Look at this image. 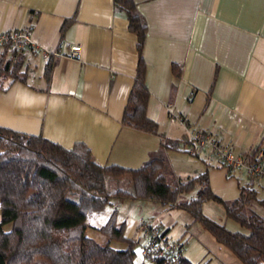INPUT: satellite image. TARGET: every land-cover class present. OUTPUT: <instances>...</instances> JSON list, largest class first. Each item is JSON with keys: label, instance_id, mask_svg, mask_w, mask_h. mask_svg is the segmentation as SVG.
<instances>
[{"label": "crops", "instance_id": "0c3cea01", "mask_svg": "<svg viewBox=\"0 0 264 264\" xmlns=\"http://www.w3.org/2000/svg\"><path fill=\"white\" fill-rule=\"evenodd\" d=\"M135 3L147 24L145 111L156 132L122 122L138 51L113 0H0V31L24 28L33 40L19 50L23 79L0 88V126L67 148L82 142L97 162L127 167L140 166L165 140H174L178 147L166 154L176 175L207 170L211 190L225 200L252 185L259 198L252 209L264 217V175L252 181L244 169L229 172L209 147L197 154L187 150L190 129L211 133L236 153L264 145V0ZM71 44L81 45V59L68 56ZM210 203L204 202V213ZM173 208L162 205L157 212ZM205 214L226 224L222 215ZM155 224L168 233L169 226ZM134 264L155 262L139 252Z\"/></svg>", "mask_w": 264, "mask_h": 264}, {"label": "trees", "instance_id": "16d2710c", "mask_svg": "<svg viewBox=\"0 0 264 264\" xmlns=\"http://www.w3.org/2000/svg\"><path fill=\"white\" fill-rule=\"evenodd\" d=\"M113 8L125 14L137 38L136 75L122 122L156 132V122L145 111L149 94L143 57L146 20L135 0H113ZM49 69L46 65V74ZM25 74L23 54L5 44L0 53V88ZM177 147L176 141L165 140L138 167L101 164L82 142L67 148L41 135L0 126V264H34L37 258L49 264H134L139 239L128 236L124 222H117L116 207L98 226L104 242L86 235L88 216L121 198L152 200L183 209L243 264H262L264 217L248 210L250 203L259 199L257 190L242 185L236 198L225 200L211 190L207 170L184 178L176 175L169 170L166 152ZM170 172L173 182H169ZM193 189V196L180 200L182 193ZM207 200L221 203L226 215L248 231L231 230L207 216L203 212ZM112 241L124 247H115ZM175 264L195 263L182 252Z\"/></svg>", "mask_w": 264, "mask_h": 264}, {"label": "rangeland", "instance_id": "374dc122", "mask_svg": "<svg viewBox=\"0 0 264 264\" xmlns=\"http://www.w3.org/2000/svg\"><path fill=\"white\" fill-rule=\"evenodd\" d=\"M197 160V157H192ZM169 170L174 172L170 163ZM174 178L172 173L169 174V182H173ZM196 189L190 192L182 193L179 197L180 200H186L195 194ZM252 205L248 207V210L252 207H257L255 201L251 202ZM213 204L209 207L208 204L205 208V213H211L213 217H219L222 215L226 221V226L233 230H240L247 232L248 230L241 226L238 222L228 217L225 213L224 206L211 200ZM161 203L152 200H135L131 198L113 199L111 203H108L100 212H93L88 216V226L86 229V235L94 238L98 242H104L105 236L98 230V226L105 222L111 210L116 207V220L117 222H124L125 233L130 230L133 238L138 239V235L141 236L140 227L134 228V224L141 217L151 218L154 223L161 221L166 226H169L167 237L171 240L183 239V254L195 264H243V262L226 246L220 244L210 231L203 228L199 221L194 220L193 217L185 210L180 208H173L166 212L164 215L158 214L157 211L161 209ZM167 210V209H166ZM204 211V210H203ZM214 219V218H213ZM215 220V219H214ZM217 221V220H216ZM219 222V221H218ZM229 222H233L235 226H229ZM221 223V222H220ZM223 223V222H222ZM225 223V222H224ZM184 234V235H183ZM115 247H124V244L112 241ZM140 252V244L135 246V255L138 256ZM34 264H49L44 258H37ZM264 264V261L263 263Z\"/></svg>", "mask_w": 264, "mask_h": 264}, {"label": "built area", "instance_id": "2783aa9c", "mask_svg": "<svg viewBox=\"0 0 264 264\" xmlns=\"http://www.w3.org/2000/svg\"><path fill=\"white\" fill-rule=\"evenodd\" d=\"M0 44H8L17 50H22L33 44L29 30L21 28L13 31H0ZM68 56L81 59L82 47L80 44H71ZM182 124L189 126L185 118L179 117ZM205 147H209L219 162L229 171L244 169L250 180H256L264 175V145H259L247 152L236 153L222 144L211 133L197 129L189 130L188 152L197 154ZM141 238L139 239L140 252L144 259L155 262L157 259L164 264H175L183 249V239L171 240L151 218L141 217L138 221Z\"/></svg>", "mask_w": 264, "mask_h": 264}]
</instances>
